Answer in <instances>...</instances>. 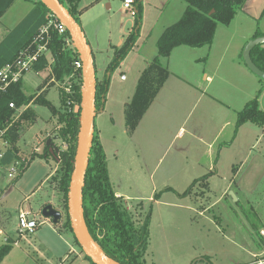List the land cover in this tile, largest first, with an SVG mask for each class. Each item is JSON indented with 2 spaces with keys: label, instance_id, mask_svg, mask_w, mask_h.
I'll return each mask as SVG.
<instances>
[{
  "label": "rangeland",
  "instance_id": "obj_1",
  "mask_svg": "<svg viewBox=\"0 0 264 264\" xmlns=\"http://www.w3.org/2000/svg\"><path fill=\"white\" fill-rule=\"evenodd\" d=\"M263 1L261 0V2ZM178 2L177 0L166 1L165 5L161 6L160 9L154 6H146L145 8L144 5L146 11L139 42L133 52L114 72L110 87L109 115L97 120L99 129L103 131L100 141L106 153L112 186L115 192L119 191L122 194L121 196L131 202V205L142 202L146 209L153 202L149 200L152 190L156 189L155 194L162 193V203L157 206L153 203V229L150 237L151 247L146 257L147 263L232 264L243 258H246V262H248L252 260L251 256L254 254L252 250H254L255 243L258 244L256 241L259 240L256 234L259 229H261L260 233L264 238V195L262 193H254V191L264 192V182L258 181L264 177L262 169L260 170L261 172L259 171L257 179L252 176V181L240 182L241 177L244 179L246 176L247 172L245 173V171L248 168L246 167L247 165H243L240 162L249 159L247 163L251 165L255 161L254 158L264 156V147H258V152L253 155L254 150L250 151L249 148L245 147V145L254 143L258 134L252 130L250 124L241 126L249 125L240 131L239 137L234 144L235 148L228 153L227 157H223L220 161L218 165L220 176L211 183L208 182L210 186L208 188L195 186V192L188 197L182 198L178 195V191L187 189L188 185L180 184V182H177L178 179L176 177L173 178L177 171H184V169L180 163H178V169L171 167V164L177 163L173 156L174 149L179 143H183L187 137L182 139L181 136L179 140L176 139V142L170 148L171 153L167 156L152 160L154 169L157 168L153 179L154 182L149 180L148 174H145V176H142V173L136 174L137 166L145 158H142V156L138 158L133 151L134 147L131 146V134L126 129L124 112L126 102L124 103L122 96L124 91H126L124 89H127L128 85L134 84L133 74L137 62L144 55H148L153 46L157 50L158 41L165 30L163 29L164 23L168 22L167 20L171 19L172 15L179 11L180 3ZM112 4L113 9L110 11L106 7L98 5L94 10L85 13V17L80 16L81 26L82 22H84L83 26L87 27L89 38L97 47H95L96 74H98L97 76L100 79L104 77L106 66L113 60L114 47L119 46L117 44L120 40L124 41L123 32H127V29L131 27L132 23L128 22L126 31H123L125 21L133 20L134 18L124 8L123 0H113ZM16 5L9 12L3 24L7 23L8 26H14L18 19H23L33 7L31 2L25 0L17 1ZM237 24L239 25L238 22L233 25ZM0 27L2 26L0 25ZM246 27H239V31L242 28L246 29ZM235 42L236 40L232 43V47ZM112 45L113 48H111ZM239 46V44L235 45L236 48H239ZM196 49H188L191 50L189 53L179 51V54L175 55L171 60V68L169 70L176 71L190 79L196 76L197 73L193 68L194 60L198 61L200 67L204 66V68L206 65L203 64H206L209 60L206 55L203 60H200V56L197 55V57H193L194 55L191 52L197 51ZM232 54L234 55V52ZM220 71L226 76L224 68ZM48 74L49 71L39 72L38 74L34 72L28 73L25 79V94L33 96L35 93L40 92L39 88L43 85L45 79L49 77ZM123 76L127 79L126 82L121 80ZM227 81H230L229 78H227ZM219 82L221 81L215 80L212 85L213 89L218 88ZM137 83L138 81L134 86V93L130 99L135 95ZM49 85L47 98L52 101L55 107H58L57 110L65 111L61 102L60 85L53 82ZM238 86L247 93V87L245 88L241 83ZM258 92L259 90H256L253 95L256 96ZM240 97L241 95L236 98L238 104L241 102ZM81 106L82 104L80 105V111ZM262 107L264 108V95ZM36 109V114L39 113L36 124L33 127L29 126L28 122L23 124L21 140L18 143L20 149H24L25 154L28 153L31 156L33 153H37L36 158L23 170L21 178L16 183L12 182L8 185L6 180L8 172L6 170V172L3 171L6 175L5 173H0V190L2 191L0 194V247L7 244L9 239L16 241L20 236L17 229L19 209L30 211L41 221H44V224L35 233L24 235L22 240H17L18 243L13 246L12 252L4 259L2 264H91L86 259V254L82 247L76 243L73 233L63 225L66 220V210L63 208L62 202L63 197L56 190L57 184L55 180H52L58 172V162L53 158L52 154V158L43 156L45 139L51 136L50 132L54 128L58 129L61 123L59 118L53 117L48 109L44 107H36ZM78 109L79 107L76 106L74 112L76 113ZM112 113H114L116 120L115 126L111 122L109 123L110 114ZM188 113H190V110H188ZM51 138L55 147L61 144L55 135ZM172 141L173 138L169 139L168 143L170 144ZM66 148V145L63 146V149ZM235 162L239 163L236 166L237 169H245L244 174L241 173L243 176H237V178L233 176L231 182H228L229 177L233 174L234 167L232 166L236 164ZM140 172H143V170ZM165 172L166 178H162L161 174ZM168 183L171 185H164ZM169 188H173V191H167ZM238 189H245L247 193L241 196L240 192L236 191ZM232 193H235L237 200L232 197ZM48 204H51L63 214L62 221L58 226H54L50 219L42 217L41 209ZM198 208L208 209V219H212L214 223L218 222L219 225L221 223L222 227L214 226L213 228L209 222L204 221L205 218L199 216ZM227 208L232 210L230 212L233 215L225 211ZM168 213H175L176 217L170 219ZM223 233H225L226 237H230L233 242L236 241L237 243L235 244L239 248H234L233 242L225 238ZM258 245L262 244L259 243ZM196 248H199L203 255L193 260L192 263L186 262L182 254L188 252L189 249L196 250ZM243 249L248 255L244 254ZM206 254H210V259L206 257ZM262 261L264 262V259ZM258 263L260 261L257 259L251 264Z\"/></svg>",
  "mask_w": 264,
  "mask_h": 264
},
{
  "label": "trees",
  "instance_id": "obj_2",
  "mask_svg": "<svg viewBox=\"0 0 264 264\" xmlns=\"http://www.w3.org/2000/svg\"><path fill=\"white\" fill-rule=\"evenodd\" d=\"M17 1L19 0H0V20ZM25 1L31 2L33 7L24 19L0 42V69L6 64L16 62L20 52L27 50L32 45L39 31L47 23V15L51 13L41 0ZM58 1L81 26L80 16L82 10L80 9V0ZM182 1L186 4L184 15L162 33L163 35L157 44L158 55L142 71L135 89V95L125 105L126 129L131 135L136 132L135 130L171 76V72L164 61L172 56L173 50L178 47L210 48L215 40L218 27H229L247 2V0ZM134 9L133 28L123 44L120 47H114V58L108 65L104 77L99 79L97 76L95 91L97 115L105 110L115 70L133 51L141 37L140 33L144 23V0H136ZM52 36L50 53L44 55L33 66V72L37 74L49 71V77L45 79L43 85L39 88L40 92L35 93L33 96L26 95L24 80H21L18 84L10 87L0 101V125L8 124L14 115V111L9 107L10 103H15L18 108L27 107L25 111L20 113L19 120L14 123L9 133L8 138L12 149L7 152L3 163L10 164L14 160L20 159L18 143L22 135L23 124L25 122L35 124L38 116L35 110L36 107H44L52 113L53 117L59 118L61 126L58 129L54 128L50 132L51 136L45 139L43 156L47 158L54 156L53 158L58 162L59 169L52 180H55L56 190L63 197V208L66 210V220L63 225L74 235L69 216L68 196L74 172L75 150L82 115L80 105L82 104L83 74L82 69L76 67V62H82V60L77 48L73 45L70 48L68 45V39H72L68 31L65 35L52 33ZM263 36L264 34L257 30L253 39ZM252 59L256 66L264 72V46H257L252 50ZM52 60H54L53 65L50 64ZM51 82L58 83L61 87V102L65 108L63 112L57 110L52 102L47 99ZM260 82L261 87L256 97L251 99L243 110L238 113L235 122L236 130H239V127L244 124L251 123L264 129V111L260 108L259 103V99L264 92V80L260 79ZM69 85L72 86V94H67L65 91ZM74 105L79 107L76 113L74 112L76 107ZM54 135L61 142L56 146L58 152L51 146H47L48 140L52 139L51 137ZM65 145L67 148L63 149ZM36 155L37 153L32 154L29 164L36 158ZM87 170L83 187L82 209L85 226L93 242L117 264H148L146 257L150 248L153 203L161 198L162 193H156L153 202L147 209L142 202L131 205V202H128L125 198L117 196L112 186L106 153L103 150L98 131H96L93 140ZM21 176L13 183H16ZM211 177L212 174L210 173L194 180L185 192L178 193V195L181 197L190 196L195 192V186L210 187L208 182ZM167 191L173 190L169 188ZM17 240H22V236L20 235ZM17 240L9 239L7 244L0 247V264L10 255L13 246L18 243ZM76 243L78 244L77 239ZM85 257L91 264H94L91 258L86 255Z\"/></svg>",
  "mask_w": 264,
  "mask_h": 264
},
{
  "label": "crops",
  "instance_id": "obj_3",
  "mask_svg": "<svg viewBox=\"0 0 264 264\" xmlns=\"http://www.w3.org/2000/svg\"><path fill=\"white\" fill-rule=\"evenodd\" d=\"M166 1L169 0H144V5L145 8L146 6L149 7L154 6L160 9L161 6L165 5ZM177 1H179L178 3H180L179 11L175 12L174 15H172L171 19H168L167 20L168 22L164 23L163 29L170 27L172 24L180 20L184 15L183 13L186 9V4L182 0H177ZM260 2L261 0H247L246 4L243 7V10L239 12V14L232 21L229 27H225V28L222 26L218 27L216 31L217 34L215 40L212 46H210V48H205V47L197 48L196 49L197 51L191 52V54L194 55L193 57H195L196 55L200 56L199 57L200 60H203L205 55L209 59L206 62V64L205 63L203 64L206 65L205 68L204 66L200 67L198 61L194 60L193 68L196 71L197 75L193 76L192 79L185 77L176 71L169 70L171 72V77L168 79L164 87L161 89L160 94L158 95L153 105L148 110V113L145 115V117L143 118L137 129L135 130L136 132L130 136V143L131 146L134 147L133 151L135 155H137L138 158L139 156L145 158V160L139 166H137L138 167L136 173L137 175H139L140 173H142V176L148 174L149 180L150 181L152 180V182H154L153 179L155 178L157 168L154 169V162L152 160L153 159L156 160L159 157L167 156L169 153H171V149H170L171 146L176 142V139L179 140L180 139L179 137L182 136V139H184L185 137H187V139L183 143H179L178 146H176V148L174 149L173 156L174 159L176 160L175 162L177 163L171 164V167L178 169L177 166L178 163H180L184 171L181 170L177 171V173L173 175V178L176 177L178 179L177 182H180V184L183 183V185H188L187 187L189 188V186L194 182V180L199 179L204 175L210 173L212 174V177L209 180L210 183L215 178L220 176L219 173L220 168L218 167L220 161L222 160L223 157H227L229 155L228 153L231 152L233 148H235L234 144L239 137L240 131L243 128L249 126V125H245L243 127H239V130H236L235 122L237 120L238 113L243 110L242 108H244V106L251 99L256 97L253 95V93L256 90H260L261 87L260 78L256 76L251 70H248L243 58L244 48L249 43L250 40H253V36L256 34V31L258 30L259 32H262L264 34V1L261 3ZM112 3L113 0H80V9L82 10L81 17H85V13L94 10L98 5H100V7H106L107 10L110 11L113 9ZM16 6L17 5L15 4L0 20V25L2 26L0 27V42L3 39H5L4 37L10 31H12L22 20V18L18 19V21L16 22V24H14V26L13 25L8 26L7 23L3 24L4 20L7 19L9 12L13 10V8H15ZM145 8H144V13L146 11ZM128 22H131L132 24L131 27L127 29V32H123L125 38L128 36L131 29L133 28L134 18L133 20L129 19L125 21L123 31H126L125 29ZM233 22L235 24L236 22H238L239 25L238 24L233 25L234 24ZM83 24L84 22H82L81 27L91 48V53L93 55L95 70H96L97 69L96 55H95L96 46L93 44L94 42H92V40L89 38L90 36H88L89 35L88 29L86 26H83ZM245 26H247L246 29L242 28L241 31H239L240 29L239 27H245ZM235 40H236L235 45L239 44L240 45L239 48H236L235 45L232 47V43ZM124 41L120 40L117 46L119 45L118 47H120ZM72 45L73 47H75L74 43L72 42L71 44H69L70 48H72ZM111 48H113V45L111 46ZM188 49L191 48H187V47L175 48L172 52V56L164 61L168 69L171 68L170 63L171 60L175 57V55H178L179 51L182 52L186 51L189 53V51L191 50ZM233 52L234 55L232 54ZM157 55H158L157 50L153 46L151 52H149L148 55H144L142 59L137 62L133 74L134 84L128 85L127 89H124L126 91L123 90L124 94L122 98L124 103L125 102L128 103V101L131 98V95H133L134 93L133 89L136 82L140 78L141 71L145 69V67H147V65L151 62V60H153V58H155ZM113 58L114 57H112V59ZM50 64H52V61ZM108 65L106 66L104 73ZM223 68L226 71V76H224L223 72L220 71ZM227 78H229L230 80L229 82L227 81ZM25 79H24V87L26 84ZM121 80L124 82L127 81V79L124 76L122 77ZM215 80H219L221 82H219L218 88L213 89L212 85L213 83H215ZM240 83L243 86H245V88L247 87L246 88L247 93L239 88L238 85ZM110 91L111 89L109 88V92H108L109 94H108L105 110L103 111V113L98 114L96 118L95 130L98 131L100 138L103 131L99 129V124L97 120L101 119V117H104L105 115H109L108 107L111 99ZM240 95H241L240 97L241 102L240 104H238L236 98ZM263 95L264 93L262 94L261 99H259V103H260V108H262V110L264 111V108L262 107ZM188 110H190V113L187 114ZM110 115L111 117L109 123L111 122L113 126H115L116 120L114 113ZM34 125L29 123V126L31 127H33ZM250 125L252 130L258 133L256 135L257 137L254 143L245 145V147L249 148L250 151L254 150V152L252 153L253 155L254 153L258 152L257 151L258 147H264V129L259 128L258 126L252 123ZM100 127L102 126L100 125ZM171 138H173V141L169 144L168 140ZM18 148H19V153L25 154L24 149L22 148L20 149L19 145ZM254 159L255 161L252 162L251 165L247 163L249 159H245L244 161L240 162L243 163V165H247L246 167H248L247 170L245 171V173L247 172L246 176L244 177V179H242V177L240 179L241 183L248 180L252 181L253 178L257 179L259 177V173L261 172L260 171L261 169L264 174V156L256 157ZM160 160H162V158H160ZM237 164L239 163H236L232 167L237 169L236 167ZM234 168H233V174L229 177L228 182H231L233 176L237 178V176L240 177L242 174H244L243 172L245 169L240 168L237 169L236 171L234 170ZM141 170H143V172H140ZM161 177L166 178V172L162 173ZM258 181L264 182V177L260 178V180ZM164 185H171V184L168 183ZM187 189L185 188L184 190H180L178 192L183 193ZM155 191L156 189L154 188L152 190V194L149 197L150 201H153L156 195L154 193ZM236 191L240 192L241 196L242 195L244 196V194L247 193L245 189H240V190L238 189ZM116 193L117 196L122 195L119 191ZM254 193H262L264 195V192L254 191ZM121 197L124 198V196ZM162 199L163 197L157 201H154L155 206L161 204L163 201ZM197 210L199 212V216L201 218H205L204 221L209 222L213 228L214 226L216 227L219 226L220 228L222 227L221 223L219 225L218 222L217 224L216 222L214 223L212 219H208V209L204 210L198 208ZM225 211H228L229 214L233 215V213L230 212L232 211L230 208L229 209L227 208ZM171 214L172 216H170ZM168 217L170 219H173L174 217H176V214L168 213ZM152 229H153V223L151 222V235H152ZM260 231L261 229H259L258 233L256 234L259 240L256 242L262 245H258L254 242L255 243L254 250L251 249L254 253L251 256L252 260L246 262L247 259L243 258V259H238L232 264H251L253 263L254 260L257 259L260 262H262V259H264V238L261 236ZM223 234L225 238L233 242L230 239V237H226L225 233ZM235 243L237 242L236 241L233 242L234 244L233 247L239 248L238 245H236ZM150 244H151V239L149 241V246L151 247ZM244 254H247L245 250H244ZM202 255L203 252L199 251V248H196V250L189 249L188 252H184L182 254V257L186 262L192 263L193 260L198 259L199 256ZM206 255H207L206 257L210 259L211 257L210 254H206Z\"/></svg>",
  "mask_w": 264,
  "mask_h": 264
},
{
  "label": "water",
  "instance_id": "obj_4",
  "mask_svg": "<svg viewBox=\"0 0 264 264\" xmlns=\"http://www.w3.org/2000/svg\"><path fill=\"white\" fill-rule=\"evenodd\" d=\"M51 11L55 17H58L67 27L68 33L72 38V42L77 48L82 60V74H83V87H82V106H81V120L78 141L76 146V156L74 160V172L69 186L68 196V209L73 228L74 235L80 247H82L86 256L91 258L94 264H117L111 260L99 248L89 235L88 229L85 226L82 198L83 187L87 175V168L91 154V148L95 137V123L97 118L96 112V82L97 74L94 66V59L91 53V48L83 33L82 27L74 19L65 7L58 0H41ZM213 12V11H212ZM257 46H264V36L253 40L244 48V62L248 70H251L256 76L264 80V72L260 70L252 59V50ZM47 146H51L58 152V149L48 140ZM232 197L236 200L235 193ZM42 216L50 219L54 226H58L63 218L62 212L55 209L51 204L45 205L42 209Z\"/></svg>",
  "mask_w": 264,
  "mask_h": 264
},
{
  "label": "built area",
  "instance_id": "obj_5",
  "mask_svg": "<svg viewBox=\"0 0 264 264\" xmlns=\"http://www.w3.org/2000/svg\"><path fill=\"white\" fill-rule=\"evenodd\" d=\"M135 2L136 0H123L124 8L131 13L132 17L135 16ZM67 31L66 25L58 17H55L52 13L47 15V23L39 31L32 45L27 50L20 52L16 62L6 64L0 69V101L10 87L24 80L27 74L33 71V66L37 64L44 55L50 53V45L53 39L52 33L65 35ZM71 43L72 39H68V45ZM52 64H54V60H52ZM76 67L82 69V62H76ZM65 91L67 94H72V86L69 85ZM70 104H72V102H70ZM9 107L14 111V115L8 124L0 125V173L4 174L6 171L8 172L6 177L8 185L21 176L32 157V155L29 156L28 154L20 153V159L14 160L10 164L3 163L7 156V152L12 149L10 139L8 138L10 135L9 133L14 123L19 120L20 113L27 109L26 107L18 108L15 103H10ZM1 193L2 191L0 190V194ZM42 224H44V221H41V219L33 215L30 211L19 209L17 229L22 239L24 235L35 233ZM258 264H264V262L262 261Z\"/></svg>",
  "mask_w": 264,
  "mask_h": 264
}]
</instances>
